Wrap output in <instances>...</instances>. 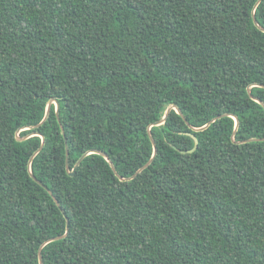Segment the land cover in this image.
Listing matches in <instances>:
<instances>
[{
    "label": "trees",
    "instance_id": "16d2710c",
    "mask_svg": "<svg viewBox=\"0 0 264 264\" xmlns=\"http://www.w3.org/2000/svg\"><path fill=\"white\" fill-rule=\"evenodd\" d=\"M257 2L0 0V264H264Z\"/></svg>",
    "mask_w": 264,
    "mask_h": 264
},
{
    "label": "water",
    "instance_id": "95a60500",
    "mask_svg": "<svg viewBox=\"0 0 264 264\" xmlns=\"http://www.w3.org/2000/svg\"><path fill=\"white\" fill-rule=\"evenodd\" d=\"M260 1H261V0H258V2L256 3V5L259 4ZM253 21H254V24L256 25V27L259 28V29H261V28L257 25V23L255 22V19H254V18H253ZM262 31H264V30H262ZM249 91H250V87L248 88V92H249ZM251 99H253L255 102H257L258 104H261V105L264 107V105H263L259 100L255 99V98H253V97H251ZM52 104H55V112H56V116H58V109H59L58 103H57L56 101H54V100H51V101H49L48 104H47L46 111H45V115H44L42 121H41L38 125H36V126L27 127L25 130L35 129V128H38L39 126H41V125L46 121V119H47V117H48V115H49V112H50V107H51ZM171 110H174L178 115H180V116L184 119V117H183L181 111H180L179 109H177L175 105H171V106H169V107L166 109L163 118H162L161 120H159L158 122H156L153 126H160V125H163V124L165 123V121L167 120L168 115H169V113H170ZM223 116H225V115H223ZM220 117H222V116H220ZM218 118H219V117H217L216 119L211 120V121L208 122L207 125H205L204 127L197 129V131H202V130H204L205 128H207L211 123H213V122H214L215 120H217ZM233 119L235 120V129H234V133H235V131H236V129H237V126H238V121H237V118H236V117H233ZM61 129H62V128H61ZM32 136H40V138H41V140H42L39 149H38V150L32 155V157L30 158V161H29V168H28V171H29L30 177H31L33 180H35L34 176L32 175L31 169H30V164H31L33 158H34V157H35V156L41 151V149H42V147H43V145H44V139H43V136L39 135L38 133H33V134H31V135H29V136H27V137H25V138H18V139H19V140H24V139H27V138L32 137ZM150 139H151L152 145H153V147H154V153H153L152 158H151V159H150V160H149V161H148V162H147L142 168H140L138 171H136V173H135L131 178H127V179L119 178L120 180H130V179H133L137 174H139L143 169H145V168L151 163V161L153 160V157L155 156L156 149H155V144H154V142H153V140H152L151 137H150ZM193 139H194V147H193V149H191V150H189V151H186V152H181V153H183V154H186V153L191 154V153H193V152L196 150L198 142H197V140H196L194 137H193ZM232 139H233V137H232ZM250 141H255V140H253V139H251V140H247V142H250ZM65 149H66V156H65V157H66V164H65L66 172H67L68 175L71 176V177L74 176V172H75L76 168L80 165L81 161H82L87 155H89V154H98V155L102 156V157H103V158H104V159L110 164V167H111L112 171H114V173L117 174L116 171H115V168L113 167V164H112L111 161L109 160L108 156H107L105 153H103V152H99V151H89V152L85 153L84 155H82L81 158H80V159L77 161V163L75 164V166H74V168L72 169V171H70V170H69V165H68V149H67V145H65ZM35 181H36V180H35ZM36 182H37V181H36ZM37 183L40 184V185L42 186V184H41L40 182H37ZM55 202H56V204L59 206V204H58V202H57L56 200H55ZM66 227H68V220H66ZM65 236H66V235H64V236H59V237H55V238H52V239H49L48 241L44 242V243L41 245V247H40V249H39V252H38L39 264H43V262H42V257H41V250H42V248H43L46 244H48L49 242L56 241V240H60V239L64 238Z\"/></svg>",
    "mask_w": 264,
    "mask_h": 264
}]
</instances>
